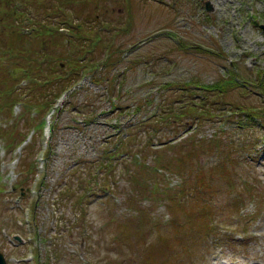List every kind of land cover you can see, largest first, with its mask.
<instances>
[{
    "label": "rangeland",
    "instance_id": "374dc122",
    "mask_svg": "<svg viewBox=\"0 0 264 264\" xmlns=\"http://www.w3.org/2000/svg\"><path fill=\"white\" fill-rule=\"evenodd\" d=\"M86 1L68 8L86 20L78 27L86 39L80 50H90L98 33L97 61L106 65L95 74L86 69L73 93L66 88L44 111L32 110L29 119L45 120L46 128L31 127L23 145H9L4 132L12 121L0 115V252L7 264H144L148 249L152 264H264V0H90L94 10L83 13ZM12 12L0 4L2 19L16 17ZM120 44L125 52L113 63L111 48ZM178 98L196 101L197 113L180 115ZM203 105L216 115H204ZM23 108L12 109L14 117L26 115ZM14 126L26 132L25 122ZM182 147L192 155L177 163L186 171L157 161L164 148L181 157ZM219 157L233 177L229 183L215 171L216 234L186 231V213L160 197ZM144 164L156 170H140ZM136 171L145 190L134 182Z\"/></svg>",
    "mask_w": 264,
    "mask_h": 264
},
{
    "label": "trees",
    "instance_id": "16d2710c",
    "mask_svg": "<svg viewBox=\"0 0 264 264\" xmlns=\"http://www.w3.org/2000/svg\"><path fill=\"white\" fill-rule=\"evenodd\" d=\"M47 1L0 0V4L5 3V5L13 11L12 13L16 14V17L10 19L8 22L6 19H2V15L0 16V115L10 117L9 120L12 121L9 123L11 132H4L5 134L7 133V141L11 142L9 144L10 146L17 141L19 142L18 146L23 145L29 136L31 127H34V125L37 129L42 130L45 127V120L39 121L36 125L34 123V118L29 119L32 110L36 111L35 108H37V112H41V108L44 107V111L48 103L52 102L54 96L56 97L64 92L66 88H71L72 90L70 91L73 93L82 72L86 69L91 71L92 74H95V71L97 73L98 66L106 65L105 60L100 64L97 61L99 56L96 55V52L99 53L100 57L103 56L102 46L98 40L101 36H99L98 33L96 35V37L98 36L97 40L89 43L91 45L90 50H80V48H83L82 46L86 39L82 38L80 31H78V27L86 20H83L81 17L76 20V16L69 11L68 8L72 5L71 0H54L56 3L52 4H47ZM84 3L85 6L82 7L83 9H81V12L84 13L91 9V7H93L92 10H94V6L91 5L90 0ZM38 10L43 13L42 15L44 18L38 15ZM59 10L60 12H57ZM88 13L93 14L91 11ZM19 16H23L24 19H18ZM76 21L79 23H76ZM89 41H91V38ZM124 50L123 46H113L111 48L112 55H115L113 63L120 57L116 52L122 54L125 52ZM60 61L65 63V67L62 68ZM24 81H26V87L24 89L27 90V92L20 86ZM182 87L183 86L179 88H169V90L171 89L170 92L174 93L175 90H182ZM209 87H212L210 89L215 91L217 87L221 88V85L216 84ZM49 92H53L50 99L47 98ZM176 101H180V105L182 106L179 112L180 115L190 112L194 116L197 113L196 101L193 100L194 103H192L190 100H185L186 102L184 103L183 99L180 100V98ZM213 103H220V101H215ZM19 104H24L23 109L27 114L14 117L12 109ZM185 105H187V107ZM199 107L202 108L201 105H199ZM169 108L171 109L170 106ZM213 109L216 108L203 105L202 111H204V115H216ZM220 109L222 108L220 107ZM172 112L173 107L171 109V113ZM175 114L176 112H173L172 116H175ZM19 121L25 122L26 132L17 131L15 129L14 125ZM3 127L4 125L2 126V123H0V132L3 130ZM0 135L3 136V133H0ZM174 147L175 149L177 148V146ZM163 150L166 151L165 155L159 153V157L157 156V161L159 163L161 162L162 165L168 166L170 170L186 171L183 165L186 164L187 158L188 160H192V155H185L184 152L186 150L184 147H182L181 157L170 156L171 154L169 152H171V150L168 148H164ZM175 154H177V152ZM181 162L184 164L177 166V163L179 164ZM229 163L226 160L224 162V160L219 157L217 165L214 168L210 167L206 169L203 164L200 167H194L195 174L186 178H184L186 175L183 174L182 188L177 190L166 189L165 192H163V196L160 197L161 200H168L170 208L175 212L183 211L186 213L187 220L181 224L184 230L195 231L198 227L199 230L202 231L203 229V233L206 231L210 236L212 233L216 234V224L210 217V213L213 209L212 196L216 192V187L213 183L215 182V171L221 173L222 178L228 179L229 183H231L230 181L233 175L229 168ZM149 167L156 170L157 166L144 164L140 170L145 168L152 173L153 171H151ZM141 177L142 174L136 171L133 179L136 184L142 186L141 190H145L148 184L144 182ZM232 186L235 188L234 185ZM152 188L155 189L156 185ZM150 193L155 194L154 192ZM239 195H242V193L239 192ZM235 199L234 205L238 211L244 199L243 197ZM188 201L192 205L191 208H196L197 206L196 210L191 212L186 211V202ZM195 211H198V213L204 216L202 217L203 219H199V222L203 221V224H201L202 226L198 225L199 223L197 219H195ZM142 213L143 217H145V211H142ZM176 245L178 247L179 245H184V243L179 242L177 239ZM149 250L150 249H148L147 256L142 255L140 258L142 259L141 262L146 260L144 264H152L149 260L153 255ZM168 252L170 253V250Z\"/></svg>",
    "mask_w": 264,
    "mask_h": 264
},
{
    "label": "water",
    "instance_id": "95a60500",
    "mask_svg": "<svg viewBox=\"0 0 264 264\" xmlns=\"http://www.w3.org/2000/svg\"><path fill=\"white\" fill-rule=\"evenodd\" d=\"M205 6H206V10H208V11H213L214 10V7H213V5H212V3L210 1H207ZM261 28L264 31V24H261ZM16 238L18 239L20 237L17 236ZM0 264H7L4 256L1 254V252H0Z\"/></svg>",
    "mask_w": 264,
    "mask_h": 264
},
{
    "label": "bare ground",
    "instance_id": "6f19581e",
    "mask_svg": "<svg viewBox=\"0 0 264 264\" xmlns=\"http://www.w3.org/2000/svg\"><path fill=\"white\" fill-rule=\"evenodd\" d=\"M120 46H122V45L120 44Z\"/></svg>",
    "mask_w": 264,
    "mask_h": 264
}]
</instances>
